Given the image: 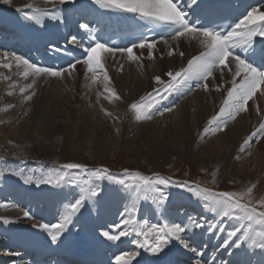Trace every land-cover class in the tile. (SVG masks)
I'll use <instances>...</instances> for the list:
<instances>
[{
	"label": "snow or ice",
	"instance_id": "1",
	"mask_svg": "<svg viewBox=\"0 0 264 264\" xmlns=\"http://www.w3.org/2000/svg\"><path fill=\"white\" fill-rule=\"evenodd\" d=\"M2 2L11 4V0H2ZM68 2L70 0H48V3L53 4L52 10L28 4L23 9L17 8L16 11L23 12L24 19L33 21L36 25L46 26L45 17L57 22L64 20V17L58 14L60 9L56 5H63ZM94 3L103 8L134 14L143 20L164 25L171 41H179L183 37H192L199 40L203 48V51H200L198 55L188 59L186 66L176 71H167V80H163L159 75L153 77L157 86L129 106L137 121L152 119L155 112L159 111L157 105L160 104L161 100L168 99L173 93L183 95L186 91L192 90L193 84L208 91L209 86L206 81L210 77L214 79V74L217 72L222 76L225 72L231 74L230 87L226 90V96L219 107V111L212 115L204 126L202 135L223 131L229 120H235L240 113L248 110V102L253 99L257 92L264 95V92L261 91V86H264V70L255 66L257 63L264 66V11L261 10V7H252L234 25H230L226 30H218L215 27L195 22L201 20L203 15L213 12L208 0H94ZM189 16L194 17V20H190ZM79 27L84 30V34L90 36L92 42L87 47L83 43L77 45L83 48L86 57L82 61L77 59L75 63H70L69 67L75 70L76 65L82 63L87 67V72L92 73L93 83L97 79L98 72H102L103 80L110 83V77L101 62L98 50L108 53H127L129 59L138 60L139 58L133 54V49L148 48L152 50L156 47L155 41L149 42L143 37L139 43L133 42L131 47H107L92 35L87 23H82ZM72 39L73 43H76V37ZM164 43L167 44L168 40H164ZM257 43L260 44L259 48L255 46ZM236 49L244 50L246 55L242 57L235 51ZM173 54L172 50L168 53L169 56ZM179 55L183 57L184 52L181 51ZM149 58H154L151 51ZM4 59L7 60V56ZM13 59L17 68L24 67L25 70L22 75L25 79L29 75L33 77L41 75L62 76L67 71L66 69L54 70L40 67L15 55H13ZM0 66L10 69L12 63H4ZM34 83L35 79H33ZM108 83L105 84V92H111V96L106 98L120 99L115 90L109 88ZM31 87L32 84H29L20 87L19 91L23 94ZM215 90L220 91V86H217ZM11 94L9 93V95ZM34 95L35 93L32 92L24 96L25 101H31ZM167 111L171 112L172 109L168 108ZM160 114L163 115L164 113L160 112ZM106 115H110V113L106 112ZM260 137H264V122H261L243 140L239 150L243 152L246 146ZM74 171L77 172L76 176L72 175ZM104 179L124 186L129 193L128 199L130 200V206L125 207L121 214V220L113 224L109 230L102 231L101 235L108 241H120L122 237L135 234L142 239H135L132 242L139 248L146 249L157 256L166 255L165 249L176 242L182 249L193 254L194 264H209L211 257L206 258L204 255L206 246L202 249L195 244L199 236L197 230H205V234L216 230L225 232V228L222 226V218H233L235 223L231 229L226 231L220 247L225 249L232 247L237 250L233 253L236 255L239 250L246 253L247 249L244 246L248 245L260 249L261 254L264 255V211H259L250 199L246 203L241 202L246 197H250L252 188H248L246 192L242 193H213L209 188L201 189L198 185L193 186L187 181H174L171 177H165L159 173L147 176L139 171L132 172L124 169L119 175H113L108 168H89L85 164L74 162L61 165L60 170L47 178H40L35 181L32 177L25 178L26 184L73 185L79 189L75 198L68 199L62 204V210L56 223L38 222L33 224V227L45 232L52 244L62 243L65 233L69 231V225L74 223V217L81 213V210L88 204L99 203L104 189L96 181ZM169 185L186 189L201 198L204 201L205 211L215 214L217 219L209 222L206 217L199 219L188 217L186 222H176L175 219L165 216L162 223H150L148 219L143 217L137 219V202L151 200L158 207H164L170 195L167 191ZM261 204L264 206V201ZM23 217L32 219L33 215L30 210H24ZM3 222L5 224L10 223L7 218H3ZM136 255L135 251L117 255L115 257L116 264H131ZM212 264L215 262L213 261ZM222 264H232V262L227 261L222 262Z\"/></svg>",
	"mask_w": 264,
	"mask_h": 264
},
{
	"label": "rangeland",
	"instance_id": "2",
	"mask_svg": "<svg viewBox=\"0 0 264 264\" xmlns=\"http://www.w3.org/2000/svg\"><path fill=\"white\" fill-rule=\"evenodd\" d=\"M21 1H26V0H21ZM40 1H44L46 4H49L48 0H40ZM87 2H90V0H70V2L63 5L57 4L56 7L58 9L60 8V12H64L63 9L68 10V7L66 6L71 7L72 4L75 3L84 4ZM30 4H33L34 6L37 7L40 6L39 4L36 5L34 2H31ZM0 11H3L2 7H0ZM169 41L170 42H168L167 44H165L164 42H163L164 44H161L162 42L156 43V47L152 50H149L148 48L133 49V54L139 58L138 60H131L128 58V55L126 53H121V52L108 54L107 58L103 59L102 57L104 56V53L98 50V55L101 58V62L104 64L105 69L107 70L108 75L110 77V83L105 82L103 80L102 72L97 73V79L93 83L91 79L92 73L87 72V67L82 63L77 64L75 70L70 69L64 72V74L58 78L61 83H64V84L59 83L63 85L61 87V90L65 93L67 98H69L68 107L64 108V110L67 108L64 113L61 114L54 111L53 114L50 115L49 118H47V120L42 118L41 116H37V115L33 116L29 114V116L25 120H22L24 118L22 119L19 118L20 120L17 119L13 123V125L12 123L9 124V122L7 123L4 122L5 123L4 125L0 123V172H2V174H0V190H1L0 191V222H1L0 224H2V226L0 225V233H1V228L5 224L3 222V218L9 216L11 212L18 211L22 215L21 218H17L16 220L12 221L14 227L15 226L21 227V226H25V224H27L28 222H31V219L23 217V211L26 210V208L27 210H29V207H31L32 210L35 209L36 211L41 209L40 211H44L46 214L51 215L50 214L51 209H54L55 211L56 210L61 211L62 204L64 202H66L68 199L75 198L79 189L73 185L58 186L55 184H37V183L26 184L24 182L26 177H32L34 181L40 178H47L49 175L54 174L56 171L60 170L61 165L69 162L82 163L87 165L89 168H97V169L108 168L113 175H119L120 173L123 172L124 169H128L129 171L132 172L139 171L141 174L147 176H151L153 173H159L165 177H171L174 181H179V182L187 181L193 186L198 185L201 189L209 188L213 193L246 192L249 186L247 184L244 185L242 183V178L238 179L235 177V171L237 172V174H240L241 172H244L245 169L246 170L254 169L257 160H254L252 162L253 165L251 167H248V164H246V162L244 161L240 164H237L235 168V159L237 157H240L237 156L240 155V152H235V148H233V150L231 151L228 149V146L220 145V142L223 139V135L226 133L227 130H229L230 127L235 125L234 124L235 120H229L227 126L223 131H219L215 133L209 132L207 134L202 135L204 126L207 124V121L211 118L212 115H214L216 112L219 111V108L218 109L211 108L212 110V111L210 110L211 115L209 114L210 116L208 115V117L204 119L201 124H199L200 131L198 130L197 134L195 133V131L191 133L192 145L190 146V148L188 147L189 148L188 152H186L187 150H183L179 146L173 149V152H170V154L167 153L162 155L163 154L162 153L161 155H159V157L153 156V158L146 156V153H148L149 148L147 147V144H145L146 142L143 141L144 136L148 135V132H150L149 133L150 136L148 138H155V143H157L156 141L158 138L159 140H161L166 136H168L167 134L169 132L172 134L175 133L176 127H178L176 124L160 123L162 121L164 122L166 120H169L170 117L173 118V115L167 113H171L174 110L173 108L179 107L178 105H180V103H182V101L189 96H191V100H193L194 96H196V93L198 94L199 92H202L204 94L208 93V91H205L203 88H198L197 90L192 89L189 92L190 93L189 95L182 97V99L184 98L183 100L180 101L177 100L178 103L175 106L170 107L168 105L169 108L173 109L171 112L167 110H163V111L159 110L156 111L152 117V119H155L159 116H162V119L160 118V120L158 121L155 120L156 122L155 121L148 122L150 120H143V121L135 120V115L130 110L129 106L132 103L137 102L140 99V97L152 91V89L157 86L154 83L153 77L159 75L163 80H167L168 79V77L166 76L167 71L169 70L176 71L179 70L181 67L186 66L185 56L181 57L180 55L178 56L168 55L169 51L171 50L170 47H175V43H179V41H171V40ZM159 46H162V48L163 47L164 48L169 47V48L164 51V49L161 50ZM150 51L152 52V56L154 58L151 59L149 58ZM79 66H81V69H79ZM141 68L143 71L141 70ZM81 71H84L85 73H82ZM139 72H141L144 77H139V74H141ZM152 72L153 74H151ZM214 75H215L214 79H217L218 83L213 85V87L211 88L210 87L211 84L209 83H211L212 81L211 79H213L212 77H210L206 81V83L212 90L216 89L217 86H220L221 90L220 91L215 90V91L217 93L222 94L225 98L226 90L230 87V83H229L230 80H227V82L224 83L221 77L225 75L227 76L228 73L225 72V74L222 76L219 72H217ZM116 76H118V78L120 76L137 77L142 83V86H140V89L142 90L138 89L139 92L138 93L136 92L137 94L135 93L136 95H133V97L131 98L130 95H132L133 93L122 91L119 85V80L116 78ZM2 81L3 80L0 79V83ZM106 83H108L110 89L114 88L115 86L114 90L119 95L120 99L117 100L114 97H112L111 99L106 98L111 96V92H105ZM52 85H54V83H52ZM84 85H87L90 88V90H88L89 88H87V86L83 87ZM79 87L85 88V92L87 94L85 92L82 93L83 91L81 92ZM13 88H14L13 86L3 88L4 92H1V95L5 96V94H7V92ZM98 94H99V99H98ZM177 95H179V93H177ZM179 98L181 99V97ZM222 101L220 102L222 103ZM13 103L17 104L16 100L15 101L13 100ZM193 103L194 102H192L190 108L192 109L190 110L191 113H193V111L196 109V107H193L195 106L193 105ZM106 112L110 113V115H106ZM160 112H163L164 114L161 115ZM246 112H242L240 114L244 115V113ZM204 113H206V111H204ZM89 116H93V118L97 119L98 122L93 118L90 119V121H88L87 118ZM98 118H100L99 119L100 121L98 120ZM0 119L2 120L4 119V114L1 115ZM94 121L96 123H93ZM91 123L97 124L99 126L101 125L100 127L102 128H105V126L106 128H108L109 126L108 128L109 132L105 134V136L106 135L108 136L105 137L107 138L106 140L102 139L101 141H99L101 139L99 138L100 136L96 134L94 135V133L90 131L89 127L91 126ZM159 124L162 125L163 127L160 126ZM190 125L193 126L194 124H190ZM245 126L247 133L249 132L252 133L256 129V124H253L252 121L250 120L247 121ZM85 130H86L85 133L88 134V135L86 134L87 138L90 141L93 140V142H96V144L101 143L100 146L98 145V148L101 150H96V152L95 151L92 152L93 151L92 149L87 148L85 146L86 144L83 145L80 142L81 139L78 138L83 137ZM91 135H93L92 136L93 138L91 137ZM97 136L99 139L97 138ZM156 136H158V138ZM200 136H202V138H200ZM211 137L212 140H209V138ZM259 139L260 140L255 139V142H252V144L254 145V143L261 141L263 137H260ZM225 156L226 159L224 160ZM212 162H214L215 164H213ZM221 165H223L225 171L220 176L215 177L214 172L217 168L220 169ZM231 168L233 172L231 171ZM72 175L76 176L77 172L74 171ZM255 176H259V175H255ZM263 180H264V176H263ZM96 182L100 183L103 189L108 183H111L109 201L115 204L117 209L120 210L119 215L121 217V214L124 212L125 207L130 206V200L128 199L129 196L128 191L125 189L124 186H120L118 184L110 182L107 179L98 180ZM24 188L26 189V191ZM38 189L41 191L39 192ZM167 191L170 193L169 199L165 203V206L167 208L173 207L176 201L182 199L183 201L185 200L186 202L187 201L191 202L189 205H186L184 210H181V213L188 215V217H192L195 219H199L200 217H206L209 222L214 220L211 218V216L216 218L215 214L205 211L204 201L201 198H198L197 196L193 195L188 190L177 187L176 185H169ZM124 194L126 196V200L124 199ZM249 199L257 207L259 211H264V206H262L261 204V202L264 201V188L262 190L257 191L256 193L252 192L250 197H246L241 202L246 203L249 201ZM101 202L102 201L100 198L99 203H95L93 205L94 206L100 205ZM105 202L106 201L103 200V203ZM139 204H141V200L137 202L138 209H139ZM155 207H157L156 204ZM195 207L199 208L200 214L190 215L194 211L193 208ZM159 209L161 210V207H159ZM204 211L208 214V216L210 215L211 216L207 217V215L204 214ZM100 214H104V213L102 212L99 213V220H102L100 218ZM80 215L81 213L77 214V217ZM108 216L110 217V214H108ZM229 219L231 223H235V220L233 218H225L223 220L222 226L225 228V232H220L219 230L217 232V234H219L218 235L219 242L217 243L219 246L217 250L220 248V245L223 242L224 236L226 235V231L229 230V227H226L227 226L226 223L229 222ZM156 223H161V222L158 221ZM6 225H8V223ZM95 229L99 232L101 230V228L100 229L95 228ZM77 230L78 231L75 232L77 233L76 236L78 237L77 238L78 243L76 242L77 245L78 244L83 245L84 243H91V238H89V236L84 234L83 231H81V229H80L81 232L79 231V229ZM28 231L35 232L33 230H28ZM198 232L201 235L202 231L198 230ZM220 234L222 235L220 236ZM43 235L47 236L46 234ZM100 236L102 235L100 234ZM71 237L74 238V233L71 234ZM1 238L4 239L3 237ZM134 238L142 239L141 237H137V236ZM173 244L175 246V242H173ZM74 247L76 248V246ZM0 248H1L0 250V257H1V254L4 252L3 245H1V243H0ZM228 250L233 253L235 252V249H233L232 247H229L227 249L223 248V252L225 253L228 252ZM130 251L132 252L135 251L137 254H144V255H146L147 252L153 254L150 251H146L145 249H141L139 247H137V251L136 250H130ZM165 253H168V248L165 249ZM257 254L261 255V252L260 253L258 252ZM263 256L261 257L264 258ZM164 257H168V256L164 255ZM152 261L153 259H151V262Z\"/></svg>",
	"mask_w": 264,
	"mask_h": 264
},
{
	"label": "bare ground",
	"instance_id": "3",
	"mask_svg": "<svg viewBox=\"0 0 264 264\" xmlns=\"http://www.w3.org/2000/svg\"><path fill=\"white\" fill-rule=\"evenodd\" d=\"M249 1H251V2H258L259 1L260 2L261 0H249ZM31 2H34L36 5L39 4L40 5L39 7L43 8V9H47V10L53 9V4H51V3L46 4L44 1H40V0H26V1L11 0V4H5L2 2V0H0V7H2V10H3V11H0V13H1V15H0V47H1L0 48V65H2L4 63H12V67L10 69L5 68L3 66H0V68H1L0 69V79L3 80L0 83V117H1V115L4 114V119L3 120L0 119V123L2 125L5 124L4 122H6V123L9 122V124L12 123V125H13V123L17 119L24 118L22 120H25L29 116V114L33 115V116H35V115L41 116L42 118L47 120V118H49V116L52 115L54 111H56L57 113H61V114L64 113L65 110L67 109L66 108L64 110V108L68 107V101H69V98H67L65 93L61 90V87L63 86L61 84H64V83H61L60 80L58 79L60 76L54 77L51 75H41L38 77H33L32 75H29V77L27 79H25L22 75L23 71L25 70L24 67L21 66L20 68H17L16 64H15V60L11 56L8 55L11 53L10 49L12 47H14L15 50H17L15 53H18V54L19 53H27V54L31 53V52H33L34 48H35V50H37L39 48L40 50L49 51V50H52L51 45L56 44L57 39L64 36L65 31H66L67 27H69V26H72L73 31H79V32H82L84 34V30L79 27V25L81 24L79 19L80 20L93 19L92 20L93 21L92 27H95V25L98 22L102 23V24L103 23L115 24L116 21H118V22L121 21V20H116V19H108L105 16V12L103 11V9L104 10H113V9L103 8L100 5L95 4L94 0H90V2H87L84 4H81V3L72 4V6H71V7H73L72 9H70L69 6H66V7H68V11L70 9V11H69L70 17H66L62 12H59L58 14H60L64 17V20L61 22L53 21L49 17H45L44 20H45L46 26L45 25H36L33 21H29V20L24 19L23 18V12H17L16 11L17 8L23 9V7L30 4ZM78 5H81V6H78ZM92 7L96 8L98 11L93 13L90 10ZM259 7H261L262 11H264V4L260 5ZM81 9H82V12H80ZM87 9H89V10H87ZM76 15H78V16L75 17ZM77 18H78L77 22H74L72 24L71 22L75 21V19H77ZM122 20H124V21H129V20L139 21V20H141V18H139V17H137V18L125 17ZM89 29H90V31H92L91 27H89ZM85 35H87V34H85ZM68 40L70 41V43L68 45H66V49L77 47L75 45L76 43H73L72 38H69ZM163 42L162 43L160 42V43L164 44ZM168 42H170V41H168ZM162 46H159V48L161 50L164 49V51L169 48V47H167V48L163 47L162 48ZM62 47H63V45L61 46V48ZM170 48L174 52V54H173L174 56H178L181 51L184 52V56L186 57L185 58V64H187L188 59H190L192 56L198 55L200 51H203V48L200 45L199 40L194 39L192 37H183L179 40V43H175V47H170ZM2 50L3 51L8 50L9 52L3 53V52H1ZM237 50H240V49H236L235 51H237ZM100 51L102 53H104V56L102 57L103 59L107 58L108 54H111L108 52H104L102 50H100ZM159 53H160V51H159ZM5 56H7V60L4 59ZM22 56H25V55H22ZM64 56L66 58L65 53H64ZM48 60H49V63L56 61V59L53 58L52 56H50V58ZM157 62H158V60H157ZM179 65H180V62H179ZM158 68H159V66H158ZM79 69H81V66H79ZM141 70H142V68H141ZM81 72L85 73L84 71H81ZM141 72H139V73H141ZM155 73H156V71H155ZM151 74H153V72ZM77 75H79V74H77ZM126 75H128V74H126ZM225 76L221 77L222 81L224 83H226L227 80H231V74L230 73H228V75L226 77ZM139 77H144V76L141 73V74H139ZM116 78L119 80V85H120L122 91L133 93L132 95H130L131 98L133 97V95H136L139 92L138 89L142 90V89H140V86H142V83L135 76H129V77L120 76L119 78H118V76H116ZM147 78H149V77H147ZM33 79H35L34 84H33ZM211 80L212 81L209 84H211L210 87L212 88L213 85H215L218 82H217V79H214V80L211 79ZM52 83H54V85H52ZM59 83H61V84H59ZM5 84H8V85H5ZM29 84H32V87L29 88L27 90V92H25L23 94L20 93V91H19L20 87H24V86H27ZM13 85H14V88L11 89L10 91H8L7 94H5V96L1 95V92H4L3 88L11 87ZM85 86H87V85H84L83 87H85ZM75 87H77V86H75ZM87 88H89V87L87 86ZM114 88H115V86H114ZM114 88H112V89H114ZM211 88L208 90L207 94H204L202 92H199V94L196 93V96H194V99H193L194 101L191 100V96L185 98L182 101V103H180V105H178L179 107L173 108L174 110L172 109L173 111L171 113H167V114L173 115V118L170 117L169 120H166L164 122L162 121L160 123L161 124H176L178 127H176L175 133L172 134L169 132L167 134L168 136H166L165 138H163L161 140H159L158 136H156L158 139L156 141L157 143H155V138H148L150 136V134H149L150 132L147 131L148 135H145L143 138V141L146 142L145 144H147V147L149 148L148 153H146V156L153 158V156L159 157V155H161L162 153H163L162 155L167 154V153L170 154V152H173V149H175L176 147H179V146H180V148H182L183 150H187L186 152H188L190 146L192 145V136H191L192 134L191 133L193 131H195V133L197 134L198 130L200 129L199 124H201L202 121L208 117V115L210 114L211 108H214V109L217 108L218 109L221 106L220 101H222V99L224 98V96L222 94L217 93L215 91V89L212 90ZM75 89H77V88H75ZM80 90H81V92L83 91L82 93L85 92V88H80ZM80 90H79V92H80ZM88 90H90V88ZM261 91L264 92V86H261ZM32 92L35 93L32 100L31 101H25L24 96L29 95ZM9 93H12V94L9 95ZM78 96H80V95H78ZM13 100L14 101L16 100L17 104L13 103ZM174 102L175 101H172L170 104H167V106L171 105ZM192 102H194L193 105H195L193 107H196L195 110L193 109L194 110L193 113H191V111H190V110H192V109H190ZM103 104H104V102H103ZM121 108H123V107H121ZM247 109L248 110L246 113H244V115L239 114L236 117L235 123H234L235 125L230 127L229 130L226 131V133L223 135V139L221 140L220 145L228 146V149L231 151L233 150V148H235V152H240V155H237V156H240L239 159H237V158L235 159V168H236L237 164H240L244 161L246 162V164H248V167H251L253 165L252 162L254 160H257V163H256L254 169H249V170L245 169L244 172H241L240 174H237V172L235 171V177L238 179L242 178V183L244 185L247 184L249 186V188L253 189L252 192L256 193L257 191L262 190L264 188V180H263V176H264V137L261 141L254 143V145L251 142L250 146L249 145L246 146L245 150L243 152H241L239 150V148H240V145L243 143V140L251 134V132L247 133V130H246L245 124L247 123V121L250 120V121H252L253 124H256V128L259 126V124L261 122H264V95H261V92H257L255 94V96L253 97V99L249 100L248 105H247ZM257 109H259V111H257ZM204 111H206V113H204ZM81 113H83V112H81ZM203 115L205 116V118ZM92 118H93V116H89L87 118V120L90 121V119H92ZM160 118L162 119V116H159L155 119H150V121H148V122H152L155 120L158 121V120H160ZM93 119H95V118H93ZM99 119L100 118H98V120ZM95 120L97 121V119H95ZM93 123H96V122L94 121ZM190 124H194V125L192 126ZM176 125H174V126H176ZM5 126H7V125H5ZM100 126L97 124L91 123V126L89 127V129L92 133H94V135L96 134V135L100 136L99 138H101V139L99 141H101L102 139L106 140L107 138H105V137H108V136L107 135L105 136V134H107L109 132L108 131L109 126H108V128H106V126H105V128H102ZM160 126H162V125H160ZM149 130H151V129H149ZM85 132H86V130L84 131L83 137H81V138L77 137L78 139H81L80 142L83 145L86 144L85 146L87 148L92 149L93 150L92 152H94V151L96 152V150H101L98 148V145L100 146L101 143L96 144V142H93V140L90 141L87 138L88 134ZM220 135H222V134H220ZM80 136H81V134H80ZM92 136L93 135H91V137ZM153 136H155V135H153ZM97 138H98V136H97ZM200 138H202V136H200ZM87 140H89V141H87ZM209 140H212V137L209 138ZM256 140H260V139L258 138ZM152 142H154V143H152ZM253 142H255V139ZM151 143H152V145H151ZM217 145H219V144H217ZM229 150H227V151H229ZM92 154H94V153H92ZM225 159H226V156L224 157V160ZM212 163L215 164L214 162H212ZM231 167H233V166H231ZM224 171L225 170L223 168V165H221L220 169L217 168L215 170L214 176L218 177ZM231 171L233 172L232 168H231ZM255 175H259V176H255ZM257 178H259V179H257ZM110 184L111 183H108L104 187V191H103L102 196H101L102 202L100 205L94 206L92 203H90L86 206V207L90 208V212L87 211L88 215L84 213L82 216H80V217L78 216V219L76 218L77 216L75 217L76 221L73 223V225L75 227L79 226L80 229H83L86 233H88L87 229L89 230V228H92V226L94 228H99V229L101 228V230H102V227H104V225H103L104 223H107V224L112 226L113 224L118 223L121 220L122 216L120 217V215H119L120 210L117 209L115 204H113L112 202L109 201V193H110V187H111ZM25 191H26V189H25ZM40 191L41 190H39V192ZM120 194H121V192H120ZM124 199L126 200L125 194H124ZM103 200L106 202L103 203ZM97 207H98V209H97ZM184 207H185V204H183L181 201H177L176 205H175V209H173V208L168 209L166 207H162L161 210L160 209L158 210L155 207V203H153L151 200H149V201L141 200V204H139V209H138L139 213L137 212L138 213L137 219L143 217V218L150 220L152 223H156L158 221L162 223L164 217L168 216L169 218L175 219L176 222H180V221L186 222L188 215L181 213V212H178V210L183 209ZM96 209H97V211H96ZM56 211L54 209L50 210V214L55 215V218L53 220H49L50 222H57L58 221V218H59L58 214L60 213V211L59 210L57 212ZM33 212H34L32 214L33 217H36L35 216L36 212L35 211H33ZM100 212L104 213V214H100V218L102 219L103 222H98V221H100L99 220V213ZM196 212H198V211H196V210L193 211V213H196ZM40 213L43 214L45 212L40 211L38 214H40ZM108 214H110L111 216L117 217V220L115 221V223L114 222L111 223L112 221L111 222L106 221ZM21 216L22 215L18 211L11 212L10 215L6 217L10 221V223H8V225L4 224V226L1 228V233H0L3 236H5L6 238L12 239V243L14 245V246H12L13 250L11 248H9V249H11V251H15V253H17L19 256H22L23 251L31 250L32 248H34L36 246H41L43 243L42 241H39V240L35 241L32 238H30L29 235H31V234H30V231H28V230L35 231V234L37 236H41L43 234H46L45 232H42L39 228L33 227V224L38 223L36 221V219H34V218H32L31 222H28L23 227H18V226L14 227L12 221L16 220L17 218H21ZM87 216H88L90 221L87 220ZM216 219H217V217H216ZM39 220L42 221L39 223H43V222L48 221L43 216H42V218L39 217ZM89 224H90V226H89ZM228 224H231L229 229H231L234 225V223H231L230 219H229ZM0 225L2 226V224H0ZM111 226H107V227H109V229H110ZM77 229H79V228H77ZM80 229H79V231H80ZM76 231H78V230H76ZM210 234L211 233H209L208 235H210ZM221 235L222 234H220V236ZM134 237H136L135 234H132L128 237H122L120 241H116V242H114L112 244H108V245L105 244L106 242H102L103 240L100 239V237H97L96 242H95V247L93 249H91L89 253H86V254L85 253L72 254L71 251H69L68 249H60V250L62 251V253H65L67 258H71V257L78 258V256H79V257H83V258H85V257L90 258L88 260L92 261L94 263H97L98 261H100L104 264H105V262H113L116 264L115 257L117 255H122L124 252H129L131 249L137 251L138 246L132 242L133 240H135ZM198 237H200V234ZM103 239H105V238H103ZM34 244H36V246H34ZM175 246L176 247L174 250H175L176 256H177V254H180L178 256H180V257L188 256V258L194 259L193 254L189 255L190 252H188L185 249H182L176 242H175ZM196 246H198V245H196ZM244 248L247 249L246 253L243 250H239L238 254H236L235 256H233L234 254H232V255L228 254L227 260L233 261L234 257L235 258L238 257L240 259V262H241L240 264H250V262L252 264H264L263 258L261 257L263 255L262 254L261 255L256 254L258 252L257 251L258 248L249 247L248 245H245ZM103 249H104V251H106V250L109 251L112 254L111 257L107 256V257H104L101 259V256H102L101 250H103ZM141 249H143V248H141ZM121 252H122V254H120ZM235 252H237V250H235ZM147 254H148L147 256H142V257L140 255H136L132 259L131 264H139L144 260H145V264H152V263L158 264L160 262H163L162 254L160 256L150 254V253H147ZM204 255L206 258L209 257V256H207L206 252H204ZM261 258H262V260H261ZM151 259H153L152 262H151ZM251 259H253V261ZM190 264H194V261L191 262ZM209 264H212L211 259L209 260Z\"/></svg>",
	"mask_w": 264,
	"mask_h": 264
}]
</instances>
